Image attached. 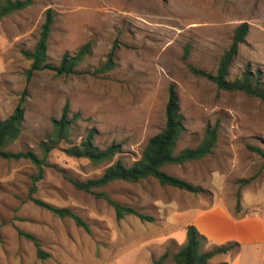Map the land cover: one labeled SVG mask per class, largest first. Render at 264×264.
Returning <instances> with one entry per match:
<instances>
[{
	"label": "rangeland",
	"instance_id": "obj_1",
	"mask_svg": "<svg viewBox=\"0 0 264 264\" xmlns=\"http://www.w3.org/2000/svg\"><path fill=\"white\" fill-rule=\"evenodd\" d=\"M48 9L54 18L46 63L57 66L64 54L74 55L87 42L91 50L69 76L41 70L26 79L30 61L21 52L32 51ZM241 23L249 29L227 80L248 67L264 81V0H32L24 10L0 18V120L26 92L20 135L3 150L41 158L39 144L47 141L65 104L69 119L77 114L71 144L92 132L97 149L120 146L113 160L95 165L68 156L67 144H60L49 153L33 193L34 166L0 157V264H152L166 251L177 252L186 242L185 227H196L206 213L264 224V161L249 148L264 151V102L220 90L189 70L214 75ZM113 47L112 70L97 73ZM169 85L183 116L176 153L195 148L205 129L217 130L211 154L162 169L199 191L161 186L152 178L94 189L150 218L116 220L103 198L75 189L70 180L96 179L117 158L126 166L138 160L147 140L163 128ZM31 197L70 209L90 232L37 207ZM212 224L204 218L198 225L207 240L203 250L220 245L201 231ZM20 232L33 235L47 257L38 259ZM228 253L236 254L239 264H261L264 244H239ZM213 258L208 264H222ZM165 264H172L170 258Z\"/></svg>",
	"mask_w": 264,
	"mask_h": 264
},
{
	"label": "trees",
	"instance_id": "obj_2",
	"mask_svg": "<svg viewBox=\"0 0 264 264\" xmlns=\"http://www.w3.org/2000/svg\"><path fill=\"white\" fill-rule=\"evenodd\" d=\"M32 4V0H0V18L24 10ZM53 14L50 9L44 14L43 23L40 26L38 39L32 51H22L24 58L30 61L29 69L26 72V79H29L34 72L41 70H51L57 76H69L74 73L77 65L90 53L91 45L89 42L82 45L77 52L70 56L64 54L57 66L46 63L47 42L53 24ZM249 25L241 23L233 32L232 40L228 48L220 56L214 75L204 71L189 67V70L196 76L206 78L213 82L215 86L227 92H240L247 97L257 98L264 102V81L258 70H251L248 67L242 69L239 77L229 81L227 80L229 68L237 56L240 45L244 43L248 33ZM114 47L106 55L105 62L96 70L97 73H107L114 66ZM26 92H24L13 112L4 120H0V157L7 160L24 159L34 166V172L31 176L30 192L36 190V184L42 179V168L46 166V159L49 153L57 149L60 144H67L63 151L70 157L86 159L91 164H102L113 160L120 154V146L110 145L104 150H99L92 145V132H89L78 144L70 143V127L77 119V114L73 118H68L69 110L67 104L64 105L60 118L53 122L51 134L47 141L39 144L42 157L39 158L32 152L10 153L3 149L15 142L20 135L21 125L24 116L22 103ZM163 128L155 136L151 137L145 143L140 157L131 165L126 166L122 159L117 158L109 165L96 179H89L82 182L70 180L73 187L79 191L93 194L96 197L103 198L112 206L116 220L124 216H135L141 221H149L150 218L134 210L131 207L121 205L112 201L104 194H96L94 189H99L109 183L120 181L126 183H138L142 180L152 178L161 186H169L188 193L196 194L198 187L193 186L179 178L165 173L162 169L168 165H180L186 162L200 160L211 154L217 140V130L215 128L205 129L202 140L193 148H186L180 152H175L177 140L183 130V116L179 111V99L173 85L167 89V101L164 110ZM256 152L264 161V151L258 147H249ZM31 201L37 207L48 211L58 218L71 220L74 225L82 229L85 233L90 232L89 225L76 213L68 208H57L40 200L31 197ZM239 203L237 202V205ZM186 242L177 252L169 254L164 252L152 264H165L167 258H170L172 264H208L214 256L226 254L231 250L238 249L239 243L229 241L225 244L214 245L208 250H203L206 238L201 235L194 225L185 227ZM20 236L31 242L35 249L36 257L43 260L47 255L41 250L37 239L28 233H19ZM226 264V263H222Z\"/></svg>",
	"mask_w": 264,
	"mask_h": 264
},
{
	"label": "crops",
	"instance_id": "obj_3",
	"mask_svg": "<svg viewBox=\"0 0 264 264\" xmlns=\"http://www.w3.org/2000/svg\"><path fill=\"white\" fill-rule=\"evenodd\" d=\"M202 216L203 217L201 218H197L196 227L198 229L199 223L204 218H206V221L209 219V222L213 223L212 227L208 229L202 226L201 231L213 243L221 244L227 241H234L239 244H264V224H262L260 221H231L224 214L219 215L215 212H209ZM233 230H235L236 233H234ZM234 256H232L231 253H226L215 256V259H213L218 263L239 264L238 257ZM261 264H264V258H262Z\"/></svg>",
	"mask_w": 264,
	"mask_h": 264
}]
</instances>
